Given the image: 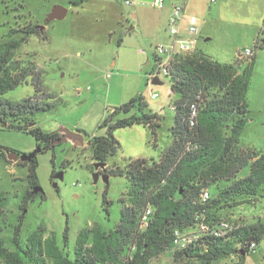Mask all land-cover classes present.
<instances>
[{
	"label": "rangeland",
	"instance_id": "1",
	"mask_svg": "<svg viewBox=\"0 0 264 264\" xmlns=\"http://www.w3.org/2000/svg\"><path fill=\"white\" fill-rule=\"evenodd\" d=\"M50 1L0 0V42L8 38L12 29L29 26H35L45 35L29 36L15 52L13 59L29 65L32 76L1 98L15 104L32 97L35 93L32 77L39 75L42 92L33 101L42 98L52 107L35 112L33 122L44 133L63 128L81 133L83 142L76 146L69 139L36 155V173L43 198L37 193L32 194L33 189L26 178L27 166L21 165L24 162L0 160V237L5 246L14 249L17 246L13 232L18 223L19 245H24L26 237L36 229H45L44 236L53 232L61 242L62 234L68 228L66 251L72 257L78 232L95 225L104 230L114 228L119 219L120 200H127L124 177L110 176L106 183L100 176L93 183L92 171L95 169L88 139L104 135L105 129L98 126L110 112L139 96L145 105L144 111L159 117L156 141L148 127L133 125L117 129L113 135L120 148L107 163L109 167L115 164L123 167L133 155L156 160L172 142L170 129L174 114L170 104L176 95L170 90L169 78L161 77L162 84L148 83V75L155 69L156 46L160 40L148 34L137 38L128 32L127 26L132 18L128 13L130 7L124 0H113L112 4H103L102 9L96 11L78 9V15L69 11L65 19L52 21L43 31L39 25L53 7H50ZM57 1L62 3L58 6H69L66 0ZM241 5L244 3L228 2L224 15H232L238 25L228 27L227 23L217 22L211 36H207L209 40L199 42V46L207 51L201 49L202 53L218 62L232 63L236 53L232 48L239 46V52L246 48L244 26L240 25L243 23ZM235 10L239 13L235 14ZM260 37L264 40V30ZM253 54L252 74L246 91L248 121L240 132L239 145L264 153V45L255 49ZM237 60L242 62V67L249 61ZM151 93H157L158 97L152 98ZM134 112L137 113L138 109L119 116L126 117ZM0 147L18 154H29L37 145L31 134L0 124ZM53 155L57 172L63 160L70 161V166L62 171V179L54 180L57 187L50 178ZM247 173L246 167L237 177H244ZM26 194H31L29 197L33 199L24 204L22 200ZM219 218L242 225L264 223V198H242L235 206L221 211ZM234 248L233 253L221 258L218 264H264V238L257 244L255 253H246L243 259L239 246ZM171 255L169 251L162 253L152 260V264H173ZM0 264L3 263L0 261ZM184 264H199V261L191 258Z\"/></svg>",
	"mask_w": 264,
	"mask_h": 264
},
{
	"label": "trees",
	"instance_id": "2",
	"mask_svg": "<svg viewBox=\"0 0 264 264\" xmlns=\"http://www.w3.org/2000/svg\"><path fill=\"white\" fill-rule=\"evenodd\" d=\"M82 1L71 0V3L79 5ZM31 35L45 37L44 32L29 26L21 30L12 29L8 38L0 42V124L31 134L37 146L48 149L50 141L58 133H44L33 122L35 112L52 107L42 98L33 101L42 92L40 76L32 77L35 89L32 97L15 104L1 98L32 76L29 65L13 59L21 44ZM263 45L264 40L257 41L253 49ZM254 56L245 67L237 58L232 63H223L200 51L176 58L168 77L170 90L176 95L172 101L175 108L170 146L156 160L129 159L123 167L115 164L99 170L100 174L121 176L127 181V200H120L116 226L110 230L98 225L81 229L70 257L66 251L68 228H65L61 242L53 232L44 236L45 229H36L26 237L24 245H19L18 223L13 232L17 247L9 249L0 237V261L3 264H152L154 258L169 251L173 264H184L191 258L198 259L199 264H218L221 258L233 253L235 245L245 254L249 253L248 241L253 239L258 244L264 238V223L243 225L227 239L203 236L186 249H171L173 229H193L201 214L208 222L222 219L219 218L220 212L235 206L242 198H264V153L239 145L240 132L248 121L246 91ZM198 93L202 100L195 125L189 127L188 105ZM144 107L142 98L136 96L110 112L98 126L105 129V134L88 139L93 166L106 163L120 148L113 135L117 129L141 125L148 127L156 140L159 117L145 112ZM133 109H138V112L119 116ZM5 158L6 154L0 147V160ZM54 158L53 155L51 180L70 166V161L63 160L57 172ZM21 165L27 166L26 178L34 195V190L39 187L36 157ZM246 167L247 175L238 178L237 174ZM205 189L212 192L203 205L199 196ZM30 195L23 196L24 204L33 199ZM37 195L43 198L41 192ZM147 207L151 208V214L147 226L140 230L141 214Z\"/></svg>",
	"mask_w": 264,
	"mask_h": 264
},
{
	"label": "crops",
	"instance_id": "3",
	"mask_svg": "<svg viewBox=\"0 0 264 264\" xmlns=\"http://www.w3.org/2000/svg\"><path fill=\"white\" fill-rule=\"evenodd\" d=\"M112 1L113 0H83L79 5H75L71 3V0H66V2L69 3V6H66V8L59 6L60 9L57 14L62 15L64 13V17L62 19H65L69 11L75 13V15H78V9H83L85 11H96L102 9L103 4H112ZM152 1L153 0H132V3L127 5L130 7L128 8V13L132 18L129 22V25L127 26V30L129 33H134L137 38L153 35L157 40H160L159 44H170L172 42V38L166 31V28L168 26L169 17L174 5L182 6L184 11L182 20L178 26V32L181 37H190V34L187 32L189 20L191 17L195 18L196 20L198 33L196 36L197 42L195 51H200L202 49L204 52H207L202 46H199V42L209 40V37L207 36H211L212 28L217 24V22L227 23L229 25L228 27L238 25L237 20H235L232 15H224V13L227 11L228 2L230 0H212L211 3L210 0H165L162 8L155 7L152 4ZM235 1L239 4L244 3V7L242 5L240 7L243 16V23L240 25L244 26V35L247 38V42L245 43L244 47H252L257 41H261L260 34L261 32L263 33L264 30V0ZM58 4L62 3L57 0L50 1V7L58 6ZM238 13L239 12L235 10V14ZM72 22L75 23V19H72ZM48 24H45L43 21L42 25L45 26L42 29L43 31ZM232 51L236 52L233 59L235 60L240 51L239 46L233 47ZM158 79L161 81V78ZM171 112L173 113V111ZM158 122L160 123L159 120ZM56 133H60V130ZM78 141L79 140L76 139V142ZM73 143L75 145V141H73ZM137 158L144 157H140L139 155H133V157H130V159ZM109 166L110 165L106 161L105 167ZM186 231H190V229H187Z\"/></svg>",
	"mask_w": 264,
	"mask_h": 264
},
{
	"label": "built area",
	"instance_id": "4",
	"mask_svg": "<svg viewBox=\"0 0 264 264\" xmlns=\"http://www.w3.org/2000/svg\"><path fill=\"white\" fill-rule=\"evenodd\" d=\"M165 0H153L152 4L157 8H162ZM126 5L132 3V0H124ZM183 8L179 5H174L171 15L169 17L168 26L166 31L172 38V42L168 45L158 44L156 46V62L155 69L148 75V83L152 84L153 78L169 77L172 69L173 62L180 56L190 55L195 51L197 42L198 29L196 26L195 18L191 17L187 32L190 34L189 38H183L179 35L178 26L183 17ZM254 50L252 47H246L243 51L239 52L237 59L241 61L250 60L253 56ZM245 59V60H244ZM151 91V90H150ZM152 98L158 97L157 93H151ZM202 98L200 93L196 94L194 100L188 105V118L187 122L189 127H193L196 122L198 109ZM175 106L170 105L171 111H174ZM210 195L208 190H203L199 196L201 204H206ZM151 214V208L147 207L141 214L139 229H144L147 226L149 216ZM196 224L190 231L180 230L178 228L173 229L172 232V249L171 250H183L188 248L191 244L201 239L203 236H212L214 238L227 239L228 236L237 231L243 225L228 219H219L214 222H208L203 214L199 215L196 219ZM257 243L250 239L247 243V249L249 253H255Z\"/></svg>",
	"mask_w": 264,
	"mask_h": 264
},
{
	"label": "water",
	"instance_id": "5",
	"mask_svg": "<svg viewBox=\"0 0 264 264\" xmlns=\"http://www.w3.org/2000/svg\"><path fill=\"white\" fill-rule=\"evenodd\" d=\"M59 9H60L59 6H54L51 9V11L46 15V18L44 19V23L48 24L55 19H62L64 17V13L62 15H58L57 12L59 11ZM44 27L45 26L42 25L39 28H40V30H42ZM152 83L156 85V84H161L162 82L157 77H155V78H153ZM69 139L75 141V145L82 144V142H83V136L80 133L72 132V131H69V130L63 128V129H60V137L56 138V139H52L50 141L49 147L53 148L56 145L67 142V140H69ZM76 139H78L79 141L76 142ZM46 149H47V147L42 148V147L37 146L35 148V150H33L29 154H18L16 152H12V151H9L7 149H4V152L6 154L7 160H9V161L25 162V161H30L32 158L36 157V155L38 153H40L41 151L46 150ZM104 168H105L104 162L94 164L95 171L92 173L93 183H96L100 176H103L104 182L108 183V176L107 175H101L98 172V169L103 170ZM62 177H63V172H59V173L55 174V179L61 180ZM53 185H54V187H57V182L55 181L53 183ZM37 192L43 193L41 187H38L34 190V193H37ZM240 253L242 256H245V253L242 250H240Z\"/></svg>",
	"mask_w": 264,
	"mask_h": 264
},
{
	"label": "flooded vegetation",
	"instance_id": "6",
	"mask_svg": "<svg viewBox=\"0 0 264 264\" xmlns=\"http://www.w3.org/2000/svg\"><path fill=\"white\" fill-rule=\"evenodd\" d=\"M40 26H42V25H39V27H40ZM59 137H60V133H58V136H57L56 138H59ZM56 138H54V139H56ZM48 147H49V146H48ZM54 147H55V146H54ZM49 148H50V147H49ZM98 172H99V171H98ZM52 180H53V181L56 180V179H55V176H54V178H53ZM53 181H52V182H53ZM54 182H55V181H54ZM42 194H43V193H42ZM62 235H63V234H62ZM61 240H62V239H61Z\"/></svg>",
	"mask_w": 264,
	"mask_h": 264
}]
</instances>
